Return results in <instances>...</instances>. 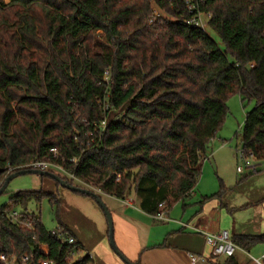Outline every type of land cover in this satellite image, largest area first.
<instances>
[{
	"label": "trees",
	"instance_id": "obj_1",
	"mask_svg": "<svg viewBox=\"0 0 264 264\" xmlns=\"http://www.w3.org/2000/svg\"><path fill=\"white\" fill-rule=\"evenodd\" d=\"M173 1L0 0V187L34 159L55 161L106 195L136 193L151 215L161 202L170 209L194 191L234 95L255 104L242 148L264 159V0L204 2L222 48L187 25L186 7ZM220 188L199 204L225 207L232 188ZM44 198L54 229L28 210ZM62 211L52 191L14 194L0 208V264H23V256L28 264H95ZM232 237L244 250L264 244V233ZM235 256L227 264H238Z\"/></svg>",
	"mask_w": 264,
	"mask_h": 264
},
{
	"label": "crops",
	"instance_id": "obj_2",
	"mask_svg": "<svg viewBox=\"0 0 264 264\" xmlns=\"http://www.w3.org/2000/svg\"><path fill=\"white\" fill-rule=\"evenodd\" d=\"M215 139L216 137L213 141ZM48 185L51 188H48V191L59 190L52 180H49ZM237 187L241 192L236 196H233V193H227L222 201L226 205L223 208H229L233 213L236 212L237 205L241 208L253 206L260 209V212L264 211V202L258 204L264 195V171L244 178ZM64 188L61 191L62 219L74 233L77 241L84 246L83 255L92 254L95 264H127L111 246L110 226L105 211L96 198ZM196 189L195 187L185 199L193 197ZM99 195L111 212L114 225L113 238L117 248L127 260L136 264H192L189 254L208 253L205 238L195 228L199 227L210 232L221 231V226H217L212 219L215 213L214 207L221 208L217 199H210L200 204V208L198 205L193 207L187 205L188 200L181 201L184 203L182 207L180 205L174 207L177 204L175 203L168 209L169 220L159 222L154 220L151 214L142 210L136 193L128 196L133 200L134 206L125 205L122 199L112 195ZM102 196L107 199L104 201ZM183 223L190 226H184ZM262 230L264 231L261 227V230H257L256 233L248 227L234 223L233 229L229 231L231 235H260L264 233ZM239 252L245 254L249 250H237L235 258L238 264H240ZM227 261L228 258L220 257L196 264H227Z\"/></svg>",
	"mask_w": 264,
	"mask_h": 264
},
{
	"label": "rangeland",
	"instance_id": "obj_3",
	"mask_svg": "<svg viewBox=\"0 0 264 264\" xmlns=\"http://www.w3.org/2000/svg\"><path fill=\"white\" fill-rule=\"evenodd\" d=\"M157 11L160 14L163 13L159 9H157ZM207 31L222 48L223 41L221 38H219L211 28H208ZM227 104L229 111L225 118V123L219 130L218 135L215 136V141L211 142V146L207 153V159L204 160L202 165V174L196 185V193H194L193 197L185 199L189 201L187 203L189 206L193 207L194 205H198V208H200L201 205L199 204V201L206 196H210L211 194L220 191L222 183L225 187L232 188L228 190L227 193H233V196H236L241 192L237 186L239 185L238 183L240 179L247 174L244 173L241 175L236 171L237 166L240 164L237 151L242 149V132L245 126L246 113L253 108L255 104L249 103L244 105L237 95L231 96L227 100ZM260 170L264 171V159L261 161ZM52 171L59 174L55 169H52ZM49 180L48 177L43 179L37 174L32 173L17 176L10 181L7 189L0 195V208L6 205H11V197L17 192L27 190H48ZM73 185L83 187L78 180L74 181ZM63 188V186H60L58 188L59 190H53L54 193L58 194L60 199H62L61 191ZM102 198L104 201L107 199L105 196H102ZM177 205L182 207L184 206V203L181 201L177 202L174 207ZM237 206L238 207H236L235 210L236 212L234 213L229 208H223L222 206L221 208L219 206L218 208L214 207L215 210H217H214L215 213L212 219L217 226H221L220 230L231 231L234 223L235 225L248 227L254 232L261 230V227L264 229V211L260 212V209L253 206H244V208H241L239 205ZM28 210L40 214L42 222L48 227V229H54L57 227L58 222L55 209H53L52 204L47 198H44L40 203H36L35 201L31 202L28 206ZM178 210L179 208L177 211ZM263 252L264 244H259L249 249V253L257 258L261 257ZM238 258L240 264L252 263V258L250 255H247V253L244 254L239 252Z\"/></svg>",
	"mask_w": 264,
	"mask_h": 264
},
{
	"label": "built area",
	"instance_id": "obj_4",
	"mask_svg": "<svg viewBox=\"0 0 264 264\" xmlns=\"http://www.w3.org/2000/svg\"><path fill=\"white\" fill-rule=\"evenodd\" d=\"M205 1L206 0H181L183 6L186 7V11L188 13V16L184 20L185 23L187 25L188 24L193 25L203 30L204 32L207 31V29L209 28L210 25L209 21L212 17V13L210 11H206V10L204 11L202 9V6ZM168 2L170 3V5L174 4L173 0H168ZM159 14L160 13L156 9V15ZM106 75L108 78V73H106ZM106 126H107L106 122L103 121L100 126L101 130L102 131L105 130ZM50 151L51 153H53L55 159H59V160L62 159V161H65L64 157L59 153L57 148H51ZM237 154L239 156L240 164L237 166L236 171H238L239 174L243 175L244 173H246L247 175H258L261 172L260 164L262 160H258L252 153L251 154L246 153L243 148L239 149L237 151ZM76 160L77 159H75V157L70 158V162L72 163H75ZM27 168L37 169L41 171L46 170L50 172H53L52 169H55L59 173L57 175L60 176L62 175L63 178H68L74 181L78 180L83 185L84 188H87L93 192L95 191L99 194H104L103 191H101L100 188L97 187L96 185L86 184L83 181H81L78 177H75V175L70 173V171H68L61 162L57 163L55 161H47V160L41 161L34 159L22 169H27ZM12 170L13 168H10L9 173ZM118 178H120V175H118ZM122 201L125 205L128 204L134 206L133 200L128 196L127 198L122 199ZM158 206H159V211L152 215L153 219L159 222L169 220L168 208L165 202H161V204H159ZM18 215H19L18 211H15L12 214V216L14 217ZM183 225L188 227L190 226L187 223H183ZM25 226L31 227V222L28 221L27 223H25ZM195 229L198 232L202 233L203 237L205 238V244L208 248V253L203 252L201 254H189L190 261L192 264H196L197 262L200 261L206 262L212 260V258L216 259L220 257H225L229 259V257H233L234 255H236L235 253L237 252V250H243L239 245L235 243L229 230L210 232L208 230H203L199 227ZM53 233H55V231H53ZM68 241L74 242V238L72 236H69ZM43 249L45 252H47V247H43ZM246 253H248V255H250V257L252 258L251 264H264V252L262 256L259 258L253 256L249 252ZM88 255L90 258H93L92 254H88ZM22 260H23V264H28L29 262L27 256H23ZM41 264H54V261L46 258L41 262Z\"/></svg>",
	"mask_w": 264,
	"mask_h": 264
},
{
	"label": "water",
	"instance_id": "obj_5",
	"mask_svg": "<svg viewBox=\"0 0 264 264\" xmlns=\"http://www.w3.org/2000/svg\"><path fill=\"white\" fill-rule=\"evenodd\" d=\"M27 173L37 174L40 177L48 176V177L54 179L55 181L61 183L62 186L66 187L67 189H69V190H71L73 192H81V193L87 194L89 196H92L93 198L95 197L96 200L98 201V203L100 204V206L104 209L106 217H107V220H108V224L110 226L109 241L111 242V246L113 247L115 252L119 255V257H121L125 261V263H127V264H136L135 262L127 260L121 254L119 249L117 248V245H116V243L114 241V238H113L114 225L112 224V215H111V212H110L109 208H107L105 203L100 198L99 193H97L95 191L93 192V191H91V190H89L87 188L81 187V186L72 185L67 179H65L62 176H59V175H57V174H55L53 172L46 171V170L41 171V170H37V169L27 168V169H20L18 171H14V172L10 173V175L6 177V180H5L4 184L0 187V195L7 189V187L10 184L11 180L16 178L17 176L26 175Z\"/></svg>",
	"mask_w": 264,
	"mask_h": 264
}]
</instances>
